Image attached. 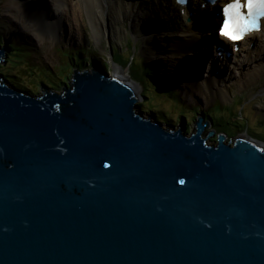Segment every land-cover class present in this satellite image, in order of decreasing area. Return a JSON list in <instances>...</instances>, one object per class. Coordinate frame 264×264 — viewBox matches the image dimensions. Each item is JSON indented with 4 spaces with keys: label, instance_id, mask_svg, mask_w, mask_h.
Wrapping results in <instances>:
<instances>
[{
    "label": "water",
    "instance_id": "obj_1",
    "mask_svg": "<svg viewBox=\"0 0 264 264\" xmlns=\"http://www.w3.org/2000/svg\"><path fill=\"white\" fill-rule=\"evenodd\" d=\"M69 85L0 78V264H264L261 144L165 129L101 68Z\"/></svg>",
    "mask_w": 264,
    "mask_h": 264
},
{
    "label": "rangeland",
    "instance_id": "obj_2",
    "mask_svg": "<svg viewBox=\"0 0 264 264\" xmlns=\"http://www.w3.org/2000/svg\"><path fill=\"white\" fill-rule=\"evenodd\" d=\"M135 1L140 3L146 0ZM2 2H6V0H0V7ZM148 2L153 3L154 7L162 6V0H148ZM19 3L32 14L31 9L34 8V5L21 1ZM65 5L67 4L65 3ZM29 6L31 8H28ZM82 9L85 20L84 32L80 34V40L71 43L59 32L56 33L51 30L48 32V30L46 31V29L39 26L34 28L33 39L20 40L15 38L16 31L36 23L31 18L29 19V16L17 6L15 9L11 7V10L19 12V15L8 12L7 7H1L0 44L3 46L9 43L15 47L8 51V57L0 63V72L4 73L3 76L6 81L10 85L25 90L32 95L44 93L43 87H49L55 89L58 93H62L63 88L70 86L69 83L74 69L85 71L96 69L97 66L102 68L108 75H115L112 56L115 55V52H118L114 60L122 63L124 65L122 67L127 69L129 75L142 87L137 103L140 108L137 107V110H143L144 115L147 117L152 115L154 121L158 118L166 119L167 123H162L165 129L173 130V127L178 129L180 126L182 128L185 121L186 132L192 134L196 132L197 118L203 115L209 117L208 119L205 117L207 125L206 134L204 133V135H208L209 132L217 129V131L222 130L223 133L229 135L228 140L232 143L235 137H243L245 134L264 142V108L259 107L264 101V91L260 92L264 89V82L259 83L252 90L239 92L232 89L231 98L226 102L217 96H211L206 100L204 94L199 103L192 106L188 105L187 110L182 104V101H184L183 96L160 83L161 81L156 77L152 63L143 54H140L143 39L138 40L136 43L137 37L131 27L132 19L125 18L115 26L118 29L115 31L110 18H108L104 25V38L100 39L93 31L87 11L83 6ZM67 15L70 16V20H67L66 29H70L74 27L71 23L73 15L70 13ZM136 26L142 28L144 25L136 23ZM255 44L256 42H251L250 45L246 46V51H243L242 56L231 60V67L228 69L229 77H234L237 74L241 62L247 60L248 57H252L257 46H254V51L251 53H247V50H252V45ZM162 50L161 53H157L158 51L155 50L153 55L160 59L167 58V47ZM47 53L54 56L53 61L44 58ZM76 56H78V59L74 60L73 58ZM202 72L205 76L203 78L197 77V81L201 85H203L202 80L206 79L210 73L208 64ZM204 84L207 87L209 86L208 82H204ZM163 85H165V89L161 88ZM143 93L145 96H142ZM181 114H184L186 119H183ZM211 118L213 121H209ZM238 130L240 131L237 132ZM216 134L207 139L209 144L216 143Z\"/></svg>",
    "mask_w": 264,
    "mask_h": 264
},
{
    "label": "bare ground",
    "instance_id": "obj_3",
    "mask_svg": "<svg viewBox=\"0 0 264 264\" xmlns=\"http://www.w3.org/2000/svg\"><path fill=\"white\" fill-rule=\"evenodd\" d=\"M19 1L34 5V8L31 9L32 14ZM201 3L192 4L191 9L194 11L195 18L191 21L187 20L188 22L184 20V17L187 18L185 12L184 17L180 16L182 8L176 5L174 0H162L161 7H154V4L148 0L140 3L135 0H6L1 3V7H7L8 12L19 15V12L11 10V7L15 9L17 6L29 16V19L35 21V25L24 26L25 28L15 32L14 37L20 40L33 39L36 26L44 28L48 32L49 30L59 32L71 43L80 40V34L84 32L85 28L82 6L87 11L93 31L100 39L104 38V25L108 18H110L115 31L118 30L115 26L125 18L132 19L131 27L137 37L136 43L143 39L140 54H143L152 63L159 81L183 96L182 104L188 110L187 106L199 103L204 94L206 100L211 96H217L226 102L231 98L232 89L239 92L252 90L256 85L264 82V27L260 34L255 32L250 36L249 41L245 44L241 43L243 51H246V46L251 42H256L257 49L252 57L241 62L234 77H229L228 73H209L208 77L202 80L203 85L197 81V77H204L202 71L206 67L202 57L205 46L203 40L206 47H210V43L214 42H216L214 45L230 44L227 39L219 37V33H217L221 18L218 15L215 16L214 11L217 10L220 3H216L214 6L208 5L207 10L201 7ZM68 13L73 15L71 23L74 27L70 29H66L67 20H70ZM136 23L144 26L139 28ZM205 28H208V31H205ZM202 37L204 38L202 39ZM164 47H167V58L160 59L153 55L155 50L158 51L157 53L163 52ZM211 49L209 48V50ZM217 50L216 46L215 51L209 53L213 62L217 61V64L221 65L227 64L225 58L223 61L222 59L217 60L219 54L216 52ZM251 52L252 50H247V53ZM238 56H242V53ZM44 58L53 61L54 56L47 53ZM114 67V74L140 96L142 87L134 81L127 69L117 64H114ZM204 82H208L209 86L207 87ZM263 91L264 89L260 92ZM259 107L264 108V101ZM161 120L167 123L166 119L161 118ZM243 137H248V134ZM256 143L264 147V143L258 140Z\"/></svg>",
    "mask_w": 264,
    "mask_h": 264
},
{
    "label": "snow or ice",
    "instance_id": "obj_4",
    "mask_svg": "<svg viewBox=\"0 0 264 264\" xmlns=\"http://www.w3.org/2000/svg\"><path fill=\"white\" fill-rule=\"evenodd\" d=\"M223 11V34L238 40L245 33L257 28L258 18L264 16V0H231Z\"/></svg>",
    "mask_w": 264,
    "mask_h": 264
},
{
    "label": "clouds",
    "instance_id": "obj_5",
    "mask_svg": "<svg viewBox=\"0 0 264 264\" xmlns=\"http://www.w3.org/2000/svg\"><path fill=\"white\" fill-rule=\"evenodd\" d=\"M9 43H7V44H5V45H3V46H6L7 47V51L5 52V54L2 56V59L0 60V63L2 62V60H4V59H6L7 57H8V51L10 50V49H12V48H15L12 44H9ZM11 45H12V47H11ZM0 46H2L1 44H0ZM1 67V66H0ZM75 70V69H74ZM93 70V69H92ZM79 71H81V70H79ZM87 71H91V70H87ZM4 75V73L3 72H0V78L1 79H4V81H6V79H5V77L3 76ZM71 77H72V75H71ZM6 83L7 84H9L7 81H6ZM10 85V84H9ZM44 88H46V89H48L49 91H56L55 89H51V88H49V87H44ZM44 92H45V89H44ZM57 92V91H56ZM31 94V93H30ZM43 94V93H42ZM32 95V94H31ZM38 95H41V93L40 94H38ZM33 96H37V95H33ZM142 96H145V94L143 93L142 94ZM142 104H143V102H142ZM138 108H140V106H138ZM143 113H144V111L143 110H141ZM182 116H184V118L186 119V116L184 115V114H181ZM147 117V116H146ZM206 117V116H205ZM153 119V118H152ZM206 119H208V118H206ZM212 119V118H211ZM209 120V121H213V119L212 120ZM158 122H160L161 124L163 123V122H161L160 120H159V118L158 119H156ZM244 129V128H243ZM213 132H214V134H216V137H218V135L220 134V133H223V131L222 130H220V132L219 131H217V129H215V130H212ZM215 131H216V133H215ZM240 130H238L237 132H239ZM213 134V135H214ZM249 135V134H248ZM212 136V135H211ZM227 136H229V135H227ZM251 137V136H250ZM253 138V137H252ZM255 139V138H254ZM256 140L257 139H255V142H256ZM259 141V140H258ZM217 142V141H216ZM259 142H261V141H259ZM208 143V142H207ZM262 143H264V142H262ZM216 144V143H215ZM259 144V143H258Z\"/></svg>",
    "mask_w": 264,
    "mask_h": 264
},
{
    "label": "trees",
    "instance_id": "obj_6",
    "mask_svg": "<svg viewBox=\"0 0 264 264\" xmlns=\"http://www.w3.org/2000/svg\"><path fill=\"white\" fill-rule=\"evenodd\" d=\"M11 47H12V45H11ZM122 64V63H121ZM161 88H165V87H161ZM152 109V108H151ZM206 118H209L208 116H206ZM159 120L161 121V122H163V120H161L160 118H159Z\"/></svg>",
    "mask_w": 264,
    "mask_h": 264
}]
</instances>
